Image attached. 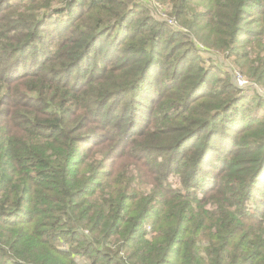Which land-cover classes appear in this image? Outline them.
I'll return each mask as SVG.
<instances>
[{
	"label": "trees",
	"instance_id": "1",
	"mask_svg": "<svg viewBox=\"0 0 264 264\" xmlns=\"http://www.w3.org/2000/svg\"><path fill=\"white\" fill-rule=\"evenodd\" d=\"M156 1L0 0V264H264V0Z\"/></svg>",
	"mask_w": 264,
	"mask_h": 264
},
{
	"label": "built area",
	"instance_id": "2",
	"mask_svg": "<svg viewBox=\"0 0 264 264\" xmlns=\"http://www.w3.org/2000/svg\"><path fill=\"white\" fill-rule=\"evenodd\" d=\"M147 1L150 2L151 4H154L157 7L158 13L163 20H166L170 25H176L175 20L168 15V11H169L168 5L158 2L156 0H147ZM235 79L238 87L242 89H246L250 87L249 81L241 73L237 71L235 72Z\"/></svg>",
	"mask_w": 264,
	"mask_h": 264
}]
</instances>
